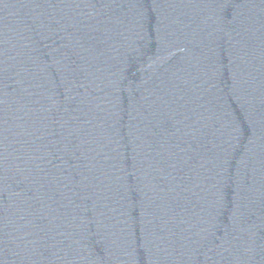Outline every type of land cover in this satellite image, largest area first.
<instances>
[{
    "label": "water",
    "instance_id": "water-1",
    "mask_svg": "<svg viewBox=\"0 0 264 264\" xmlns=\"http://www.w3.org/2000/svg\"><path fill=\"white\" fill-rule=\"evenodd\" d=\"M0 264H264V0H0Z\"/></svg>",
    "mask_w": 264,
    "mask_h": 264
}]
</instances>
